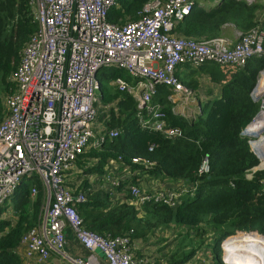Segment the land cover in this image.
<instances>
[{
    "label": "built area",
    "instance_id": "1",
    "mask_svg": "<svg viewBox=\"0 0 264 264\" xmlns=\"http://www.w3.org/2000/svg\"><path fill=\"white\" fill-rule=\"evenodd\" d=\"M254 1L246 0L248 4ZM206 2L150 1L144 4L139 19L118 25L108 20L116 0H29L37 30L20 51L18 67L10 77L15 90L3 100L7 114L0 122V209L24 179L38 182L45 194L39 224L20 239L27 260L50 264L56 258L61 264H93L92 254L99 252L106 264H172L136 255L130 235L104 237L87 229L72 204L73 200H85L79 190L82 180L73 182L70 175L81 173L79 156L120 134L118 128L96 130L100 70L126 72L134 83L121 76L112 83L135 98L140 126L174 137L180 136V131L167 125L161 106L151 101L158 86L166 88L174 110L185 113L191 104L192 117L206 94L179 80L180 67L214 63L243 68L251 58L264 57V17L247 32L235 29L233 38L195 39L174 32L178 22ZM249 96L258 102V110L240 135L259 163H264V66L258 70ZM131 160L143 168L152 165L138 157ZM208 172L209 160L204 157L197 175ZM246 177L252 176L246 173ZM107 180L110 187L119 185L118 180ZM126 182L136 206L154 201L172 207L187 192L164 185L153 191L130 179ZM196 185L197 181L189 184L193 189ZM37 190V184L32 183L31 196ZM66 229L91 255L67 252Z\"/></svg>",
    "mask_w": 264,
    "mask_h": 264
},
{
    "label": "trees",
    "instance_id": "2",
    "mask_svg": "<svg viewBox=\"0 0 264 264\" xmlns=\"http://www.w3.org/2000/svg\"><path fill=\"white\" fill-rule=\"evenodd\" d=\"M150 1L154 0H116L117 6L108 14V20L118 25L137 20L144 4ZM263 12L264 0L250 4L246 0H219L215 4L195 7L177 23L174 32L195 39L212 38L227 34L231 26L244 33L258 23ZM36 30L29 0H0V122L7 114L2 94L15 90L10 77L18 67L23 45ZM263 66L264 57L251 58L243 68L214 63L202 65L200 69L220 86V95L201 104L194 118L175 111L174 103L167 99L166 88L158 86L151 101L161 106L167 125L180 131V136L174 137L142 128L136 116L139 110L135 98L109 84L108 79L123 77V73L113 69L107 75L103 70L108 68L102 69L99 79L105 83L101 84L100 100L103 104L114 102L115 106L101 117H107V129L118 128L120 134L114 139H105L98 148H90L78 158L77 165L85 175L79 190L84 193L85 200H73L72 204L84 226L104 237L130 235L132 239H147L157 229L164 233L175 228L177 240H183L181 244L192 239L189 230L207 233L212 235L211 264L230 263L224 245L228 238L240 237L232 239L228 245L227 256L232 262L230 248L233 243L245 237L262 241L253 235L264 236V170L255 171L250 179L246 177L247 171L257 166L259 160L240 132L258 110V102L251 99L249 92ZM178 78L197 92L193 72L190 81ZM134 157L148 160L152 165L143 168L141 164L132 163ZM204 157L209 160V172L198 177ZM107 160L131 169L142 168V173L150 177L173 183L168 186L170 190L185 188L187 192L172 207L154 201L136 206L126 191L122 196L124 201L116 202L108 192L92 188L88 180L90 174L102 173ZM196 181L194 189L189 186ZM123 185L118 187L119 191ZM37 187L36 194L31 196L29 187L20 186L11 200L15 221L0 220V264H23L15 248L22 234L41 220L45 194L40 184ZM222 239L228 263L222 260ZM183 247L189 249L185 254ZM179 253L184 256L177 260ZM194 253L191 245H180L167 260L182 264ZM234 254L236 264H242L235 251Z\"/></svg>",
    "mask_w": 264,
    "mask_h": 264
},
{
    "label": "rangeland",
    "instance_id": "3",
    "mask_svg": "<svg viewBox=\"0 0 264 264\" xmlns=\"http://www.w3.org/2000/svg\"><path fill=\"white\" fill-rule=\"evenodd\" d=\"M213 1L212 0H208V2L204 3L205 6L207 5H211ZM229 31H227V34H224L226 37H232L233 38V32L235 31L234 28H232L231 26L228 28ZM113 70V69H112ZM101 72V70H100ZM99 72V73H100ZM103 72L105 74H109L110 73V70L109 68L107 70H103ZM122 73H124V75L130 79L128 76H127V73L124 72V71H121ZM191 72H193V75L195 76V79H197V87L198 88H205L207 89V87L209 85H211V80L209 78H207L208 76L206 75L205 76V73L203 72L202 69L200 70H193L191 68ZM114 78L112 79H108L110 82L113 80ZM11 81V80H10ZM12 82V81H11ZM105 83V80H102V84ZM113 86V85H112ZM111 86V87H112ZM210 90V89H208ZM9 95L8 93L7 94H2V103L4 105V102H3V99ZM5 106V105H4ZM115 106V103L114 102H111L109 104H103L101 101H100V106L98 107V118H97V122H96V126H97V131L99 130H102L105 125V120L107 119V117H101L102 114H105L110 108H113ZM6 108V107H5ZM198 113V112H197ZM197 113H194L193 116L191 118H194V116L197 114ZM191 116V115H189ZM264 169V163H259V165L257 167H255L254 169L252 170H249L247 172L248 176H252L253 173L255 171H258V170H263ZM97 176V174L94 175V178ZM83 177H85L84 173H74L71 175V178H72V181H79V180H82ZM93 178V177H92ZM96 180V179H95ZM22 186L23 187H29L30 186V181L28 179H24L23 180V183H22ZM103 189V188H102ZM103 190H108V189H103ZM122 197V196H121ZM121 197L119 199H111V200H116V202H121ZM12 200V199H11ZM7 201L2 209V211L0 210V220L2 219H8V220H11V221H15V215H14V207H13V203L12 201ZM178 231L177 229L175 228H171L170 230H168L167 232H162L161 233V230H155L154 233H152L149 237V242L146 244V246H149L150 249L152 250L153 248V253L154 254H157V257H156V261L158 260H163V261H167L169 262L167 259H171L173 256V254L176 252V250H178V247H180V245H191V248L195 249V253L192 257H190L188 260H186L184 263L182 264H211L212 262V252H211V244H210V239L212 238V235H208L207 233H204V234H197L195 233L194 231L192 230H189V234L190 236L192 237L189 238L190 240H187L185 241L183 244H181V241H183L182 239H178L177 240V232ZM235 235V234H234ZM232 236V235H230ZM257 237V236H256ZM227 238V237H226ZM239 237H236V238H229V240L226 241L227 245L225 247V251L228 249V245L229 243L232 241V239H237ZM262 239H264V236L261 235ZM225 239V238H224ZM221 240V243H220V248L222 250V260L226 262L225 258H224V251L222 249V243H223V240ZM251 239H254V238H246L244 240H251ZM242 240V241H244ZM191 241V242H190ZM242 241L237 243L236 245L231 246L230 250H232V256L235 255L234 254V251L235 253L239 256V258L241 259L242 261V264H245L244 263V259L242 258V256L239 254V251L237 249V246L241 243L242 244ZM185 252L184 254L189 251L188 247H183ZM234 249V250H233ZM191 251V250H190ZM180 255L177 256V260H180L183 258V254L179 253ZM146 257V256H145ZM236 257V255H235ZM237 258V257H236ZM226 259L231 263V264H236L234 263L235 262V259L232 257L233 261H230L228 256H226ZM238 260V259H237ZM171 262H173V260H170ZM239 261V260H238ZM240 262V261H239ZM170 263V262H169ZM228 263V262H226ZM228 263V264H230ZM241 264V262H240Z\"/></svg>",
    "mask_w": 264,
    "mask_h": 264
},
{
    "label": "crops",
    "instance_id": "4",
    "mask_svg": "<svg viewBox=\"0 0 264 264\" xmlns=\"http://www.w3.org/2000/svg\"><path fill=\"white\" fill-rule=\"evenodd\" d=\"M211 4H213V3H211ZM203 6H205L204 3H203ZM203 6H196V7H203ZM260 17H264V12L260 15ZM180 68H179L180 70L177 72V75L181 76V77H185L186 79H188L190 81L191 80V68L192 67L189 66V65H185V66L180 67ZM200 68H201V66L197 67V68H192V69L193 70H200ZM112 69L113 68H109V70H112ZM122 75H123V78L126 79L128 82L134 83V80H132V78L128 74H127V76L130 79H128L124 75V73ZM206 75L207 74L205 73V76ZM98 77H99V73H98ZM207 78H209V76ZM100 81H101V79H100ZM101 84H102V82H101ZM109 84L115 86L112 83V81L111 82L109 81ZM202 89L203 88H197V91L202 90ZM208 89H210V90H208ZM202 94H206L204 96V98L206 100H204L203 103H205L206 101L212 100L214 98H217L220 95V86L217 85L216 83H214L213 81H211V85H209L207 87V89L204 88L202 90ZM99 99H100V94H99ZM189 107H190V109L187 110L185 113L184 112L181 113V111H179V110H175V111L185 115L188 118H191V116H189V115H191V104L189 105ZM104 125H105V123H104ZM104 128H106V125H105ZM109 161L110 160H107L106 164L103 166L101 174H99V173L90 174L88 176L89 177L88 180H89L92 188H96V189L101 190V191L103 189H108L106 191L105 190H103V191L104 192H108V194L110 195V197L112 199H119L121 196H124L125 191H126V193H128V189L126 188L127 187L126 180H128V179H130L131 181L136 180V182H132V183L138 184V182H139L138 185L140 187L148 188V189L153 190V191L157 190V187H159V186H163L164 185V186H166L168 188V186L173 184V183H171V182H169L167 180H159L157 178H154L153 176L150 177L148 174L142 173L143 171H141L139 169L125 168L122 165L118 164L114 160H111V162L108 163ZM79 169H81V168H79ZM81 173H83L82 169H81ZM95 174H97V176L94 178ZM107 179L118 180L119 181V185L118 186L114 185L113 187H110V182L111 181L107 180ZM32 183L39 184L36 181H32V182L30 181V185ZM121 183H123L124 185L122 186V189H121L122 191H119L118 187L121 185ZM80 184H81V182H80ZM179 185H180V183L176 184V186H179ZM29 188H30V186H29ZM121 199H123V198L121 197ZM4 205L2 206V208L0 210L3 209ZM66 237H67V241H68V244H67V247H66L67 248V252H69L70 254H73V255H79V256H83V257L84 256L87 257L88 255H91L90 252L85 251L83 248H81L77 244V242H76L72 232L70 231V229H66ZM148 242H149V238H147V239H134V244H135L134 252H135L136 255L144 256V257L146 256L147 258H149L151 260H156L157 254H154L152 252L153 248L151 250L149 246H146V244ZM15 252L21 257L23 264H42V263L36 262V260H27L24 257V248L22 246H20V245L15 248ZM92 255L95 257L93 264H106L104 259H103V257H102V255H101V253L95 252ZM50 262H51L50 264H61L56 258L53 259V260H50Z\"/></svg>",
    "mask_w": 264,
    "mask_h": 264
},
{
    "label": "bare ground",
    "instance_id": "5",
    "mask_svg": "<svg viewBox=\"0 0 264 264\" xmlns=\"http://www.w3.org/2000/svg\"><path fill=\"white\" fill-rule=\"evenodd\" d=\"M261 126L262 125H259L258 128H260ZM256 236L261 237V235H253V237H256ZM245 238H243V239H245ZM227 240H229V238ZM227 240L224 241L225 247L227 245V243H226ZM239 242H241V240L233 243V246ZM237 249L239 251V254L244 259L245 264H264V239L262 241H259L256 239H251V240H249V242H248V240H244V241H242V244L240 243L237 246ZM227 253H228V249L225 251L226 256H227ZM231 256H232V250H231Z\"/></svg>",
    "mask_w": 264,
    "mask_h": 264
}]
</instances>
